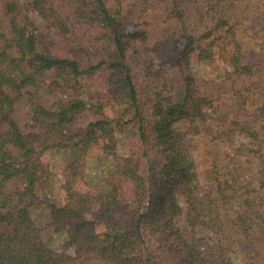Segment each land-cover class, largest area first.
I'll list each match as a JSON object with an SVG mask.
<instances>
[{
	"label": "trees",
	"instance_id": "trees-1",
	"mask_svg": "<svg viewBox=\"0 0 264 264\" xmlns=\"http://www.w3.org/2000/svg\"><path fill=\"white\" fill-rule=\"evenodd\" d=\"M0 264H264V0H0Z\"/></svg>",
	"mask_w": 264,
	"mask_h": 264
},
{
	"label": "rangeland",
	"instance_id": "rangeland-1",
	"mask_svg": "<svg viewBox=\"0 0 264 264\" xmlns=\"http://www.w3.org/2000/svg\"><path fill=\"white\" fill-rule=\"evenodd\" d=\"M191 71L193 72L195 78L199 81V78H203L202 76L205 75L207 77L209 75L208 71L209 69L199 63H195L191 66ZM204 77V78H205ZM88 83L94 87H98L100 85V82L97 78H92L88 80ZM99 89H101V85L99 86ZM237 143L242 142V138H238ZM122 141L119 137V151L124 154L126 150L121 145ZM193 145H197L196 147L199 148V140L194 141ZM49 156V167L51 171L53 172V193L51 194H44L42 195V198L46 201H54L58 191L63 183V176H62V168L66 165L65 161L69 157L68 154L62 152L61 150L54 148L48 151ZM198 160H199V150L197 153ZM203 168L206 167L205 164L202 166ZM107 170H110L107 168ZM109 172V171H108ZM85 178L88 182L91 184L97 185L99 187L104 188L103 178L101 176V167L94 161V159L89 158L86 160L85 165ZM48 207L46 205H43L40 208H32L30 211V214L32 218L36 221L37 224H42L46 221L48 218ZM47 239H52L55 244H60L62 241L65 240L66 235L64 232H56L52 236L50 233L44 234Z\"/></svg>",
	"mask_w": 264,
	"mask_h": 264
}]
</instances>
